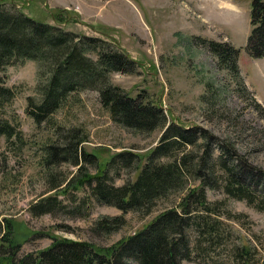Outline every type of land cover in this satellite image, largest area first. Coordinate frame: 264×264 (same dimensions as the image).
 Segmentation results:
<instances>
[{"label": "rangeland", "instance_id": "obj_1", "mask_svg": "<svg viewBox=\"0 0 264 264\" xmlns=\"http://www.w3.org/2000/svg\"><path fill=\"white\" fill-rule=\"evenodd\" d=\"M0 1L37 21L116 43L138 67L134 74L114 72L110 75L112 84L131 97L141 96L143 101L160 105L170 122L186 129L207 130L217 144L231 146L245 162L264 172V58L253 59L246 50L252 0ZM211 41L231 44L240 51L239 76L220 66L204 45ZM5 78L18 92L9 112L23 132V141L8 144L0 138V242L8 221L11 231L22 240L21 256L49 247L54 241L51 235L108 248L138 233L179 201L180 194L161 201L150 215L124 214L91 201L79 213H71L89 195L87 190L72 192L77 199L66 202L67 210L33 217L29 212L33 203L59 192H50L51 176L65 178L68 184L78 175L71 165L45 167V148L57 141L60 127L78 128L88 135L84 150L98 155L100 168L121 151L142 156L144 164L163 131L143 134L115 123L94 90L72 94L51 122L37 125L27 114L28 98L39 99L37 62L9 67ZM85 170L95 175L98 167L89 165ZM110 175L116 186H122L135 180L138 172L130 169ZM208 199L225 203V214L220 218L222 245L214 251L199 248L194 260L182 264H236L233 250L244 246L252 250V264H263L264 213L220 191H208ZM120 216L126 222L121 229L111 234L93 230L101 219ZM206 252L210 254L203 257Z\"/></svg>", "mask_w": 264, "mask_h": 264}, {"label": "trees", "instance_id": "obj_2", "mask_svg": "<svg viewBox=\"0 0 264 264\" xmlns=\"http://www.w3.org/2000/svg\"><path fill=\"white\" fill-rule=\"evenodd\" d=\"M250 24L246 50L253 59L264 58V0L251 1ZM204 43L218 58L220 66L240 75L237 48L215 41ZM26 61L37 62L39 68V99L27 100V114L37 125L51 122L72 94L94 90L98 91L103 107L115 123L143 134L163 131L159 144L148 153L144 164L142 156L121 151L100 168L98 155L84 150L88 135L78 128L60 127L56 130L57 141L45 148V167L56 169L71 165L77 168L78 175L68 184L65 178L51 176L50 192H59L33 203L29 208L33 217L67 210L66 202L76 198L71 193L79 191L90 193L78 204L77 198L74 200L77 204L71 210L74 214L91 201L115 207L124 214L150 215L159 202L178 194L181 197L144 229L108 248L51 235L54 241L49 247L21 256L22 240L6 221V235L0 242V264H182L194 260L199 248L214 251L222 245L220 218L225 214V203L211 202L208 191H220L264 213V172L245 162L231 146L217 144L207 130L186 129L170 122L160 105L143 101L141 96L131 97L112 84L110 75L114 72L134 74L138 67L120 46L37 21L15 6L8 9L2 1L0 138L8 144L13 140L22 142L23 132L9 112L18 92L7 85L5 72ZM89 165L98 167L97 174L91 175L85 170ZM130 169L138 172L136 179L116 186L110 173L119 175L122 170ZM125 223L123 216L104 218L93 230L111 234ZM208 254L202 253L203 257ZM233 255L236 264H252L250 247L233 250Z\"/></svg>", "mask_w": 264, "mask_h": 264}]
</instances>
